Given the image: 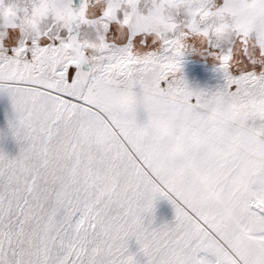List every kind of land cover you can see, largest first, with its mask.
<instances>
[{
    "label": "snow or ice",
    "instance_id": "obj_1",
    "mask_svg": "<svg viewBox=\"0 0 264 264\" xmlns=\"http://www.w3.org/2000/svg\"><path fill=\"white\" fill-rule=\"evenodd\" d=\"M0 90V264H264V0H0Z\"/></svg>",
    "mask_w": 264,
    "mask_h": 264
},
{
    "label": "bare ground",
    "instance_id": "obj_2",
    "mask_svg": "<svg viewBox=\"0 0 264 264\" xmlns=\"http://www.w3.org/2000/svg\"><path fill=\"white\" fill-rule=\"evenodd\" d=\"M201 69L205 67H200ZM201 69H198L196 74L199 79H201L204 74L201 72ZM192 74V73H191ZM216 82H211L210 86H203L207 89H211L216 86ZM192 87V85H191ZM202 87V88H203ZM13 116V109L11 101L6 92L0 90V152L6 153L10 158L14 157L19 152V145L17 141L11 136L8 132V121ZM140 122H146V117L143 113H140L138 116ZM152 226H159L161 224H172L174 223L175 212L170 204V202L165 198H158L155 201L154 214ZM149 218H146L145 223L148 222ZM130 251L136 253V259L139 261V264H144V256L141 252L137 251V245L134 241L129 242Z\"/></svg>",
    "mask_w": 264,
    "mask_h": 264
},
{
    "label": "rangeland",
    "instance_id": "obj_3",
    "mask_svg": "<svg viewBox=\"0 0 264 264\" xmlns=\"http://www.w3.org/2000/svg\"><path fill=\"white\" fill-rule=\"evenodd\" d=\"M200 67L205 68L201 69ZM198 69H201V72L204 74L201 79H199L196 74ZM183 70L190 86L192 85L194 89L207 90V88L205 87L204 89L203 86H210L211 82H216L219 79L218 74L214 69V65L194 53H188L185 55Z\"/></svg>",
    "mask_w": 264,
    "mask_h": 264
}]
</instances>
